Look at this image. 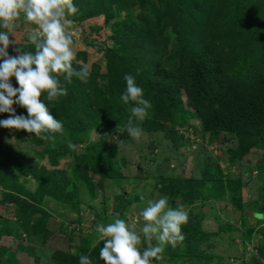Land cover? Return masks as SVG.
I'll return each instance as SVG.
<instances>
[{
    "label": "trees",
    "instance_id": "16d2710c",
    "mask_svg": "<svg viewBox=\"0 0 264 264\" xmlns=\"http://www.w3.org/2000/svg\"><path fill=\"white\" fill-rule=\"evenodd\" d=\"M74 3L79 13L75 21L104 17V23L113 29L109 37L112 45L100 48L103 57L99 60L91 59L87 49L78 50L76 60L90 70L87 82L73 77L68 84L61 77L68 94L51 102L46 100V94L42 96L52 115L62 121L67 137L47 133L51 138L45 141L26 130H16L18 140L29 138L34 145L41 146L38 153L44 164L30 166L1 155L5 162L0 163V186L5 192L0 203L17 206V226L3 218L0 239L5 233L18 235L20 229L34 235L46 234L47 214L39 206L46 195L80 205L78 187L66 192L71 177L66 169L59 167L62 156H74L73 173H77L78 182L89 181L91 168L102 177L114 176L117 164L108 136L118 131L119 125L128 134L125 126L134 106L133 102L125 104L120 99L126 90L125 74L135 77L144 90V98L152 105L147 118L140 123L142 130H166L167 136L176 142V127L196 116L203 132H208L213 140L221 132L235 137L237 145L228 149L230 162L259 151L262 156L257 171L262 180L260 198L264 199V0H74ZM17 42L10 45V55H17L14 49L23 45L27 47L25 51L34 50L28 39ZM74 67L79 65L74 62ZM11 82L19 87L15 77ZM14 108L17 114L27 115L26 108L20 105ZM9 115L0 113V120ZM96 131L100 136L93 140L92 133ZM69 141L77 150L80 145L85 148L82 152L70 149ZM19 174L35 177L37 189L30 192L21 186ZM229 179L219 171L206 170L203 180L214 182L204 191H199L198 183L192 184V179H179L173 199L192 203L195 197H216L230 191L236 209L242 211L243 221L250 208L263 216L257 202L243 205L239 196L245 185L243 181L226 188L224 183ZM38 211L42 216L36 219ZM188 217L182 230L189 234V242H197L189 244L180 257L208 264L212 255L206 254L198 244L211 235L204 223L208 211L200 210ZM253 231V228L245 229V239ZM260 232L264 235V228ZM104 243L92 250L87 245L78 247L77 251L56 250L55 263L79 264V256L83 254L92 263L104 264L99 258ZM263 243L258 256L249 259L248 264H264ZM8 257L11 263L15 252L10 251Z\"/></svg>",
    "mask_w": 264,
    "mask_h": 264
},
{
    "label": "rangeland",
    "instance_id": "374dc122",
    "mask_svg": "<svg viewBox=\"0 0 264 264\" xmlns=\"http://www.w3.org/2000/svg\"><path fill=\"white\" fill-rule=\"evenodd\" d=\"M78 14L77 12L69 17L74 51L87 49L91 59H102L103 51L100 48L112 45L109 37L113 29L104 23V17L84 22L75 21ZM18 24L10 39L26 40L28 32L34 26L22 18ZM95 27L97 29H94ZM187 108L194 111V108ZM167 127L170 128L169 125ZM176 128V142L167 136L166 130H142L139 138H133L126 134L122 127L121 131L109 135L108 144L114 150V160L117 164L112 177H102L91 168L88 173L89 181L78 182L77 173H73L74 156H62L59 167L66 169L71 177L66 192H72L74 187H78L80 205L64 203L56 197L46 195L39 206L47 214V233L34 235L20 229L21 234L18 235L3 234L0 239V264H56L53 255L56 250L77 251L78 247L86 245L92 250L103 242L95 231L97 225L121 218L129 223L136 222L139 229L144 223L139 213L147 206L149 200L161 197L168 199L169 207L183 206L188 216L200 210L208 211L204 223L211 235L198 241L199 247H203L206 254L212 255L208 264H248L249 259L258 256L260 244L264 241V235L260 232L264 228L263 216L257 215L255 210L250 208L246 210L247 218L243 221L242 211L236 209L230 191L216 197H195L192 203H185L179 198L173 199L175 195L172 193L178 180L184 178L192 179L191 183H198L199 191H204L214 182L203 180L205 171H219L227 179L230 178L224 183L226 188L233 187L237 184L236 181H243L245 185L239 196L244 206L246 202L254 201L257 202V209L264 211V199L260 198L262 180L260 181L257 171L261 153L253 151L242 160L230 162L228 149L237 145L233 135L221 132L213 140L208 132H203L196 116ZM16 134V129L0 126V163L5 162V158L1 157L5 155L30 166L44 164V158L38 153L41 146L34 145L29 138L18 140ZM61 135L67 137L64 129ZM99 136L96 131L92 133L91 138L96 140ZM83 148L85 147L80 145L78 150L77 147L74 150L82 152ZM18 176L21 186L30 192L37 189L38 180L35 177L23 174ZM4 192L5 188L0 186V199L3 198ZM14 205L0 203V221L3 218L9 219V222L17 226V206ZM41 216L40 211L35 215L36 219ZM222 228L223 231H219ZM247 228H253L254 231L250 238L245 239L244 230ZM182 233L183 241L175 247L167 245L162 254L163 258L159 261L152 260V264H198L196 261H185L180 257L189 244L197 242H189V234L183 230ZM141 247H144L143 244ZM10 251L15 252L11 263L8 257ZM170 254L176 255V258H170Z\"/></svg>",
    "mask_w": 264,
    "mask_h": 264
},
{
    "label": "clouds",
    "instance_id": "9594fccd",
    "mask_svg": "<svg viewBox=\"0 0 264 264\" xmlns=\"http://www.w3.org/2000/svg\"><path fill=\"white\" fill-rule=\"evenodd\" d=\"M78 12L74 0H0V113H9L0 120V126L26 130L42 140H49L47 133H63V123L52 115L42 99L51 102L68 94V84L76 77L87 82L90 70L76 60L73 34L69 30V17ZM21 18L34 27L28 32V42L34 50L15 48L17 55L9 54V47L17 40L10 39ZM74 62L79 67H74ZM15 77L19 87H14ZM126 90L120 99L133 105L125 126L128 135L139 138L142 123L152 105L144 98V90L131 74H125ZM14 105L27 109V115L17 114ZM120 130V125L118 127ZM68 147L76 146L69 141ZM143 199V197H141ZM264 215V214H262ZM143 225L116 218L107 224L97 225L95 231L105 242L99 250L104 264H152L162 259L167 245L175 247L183 241V226L188 213L183 206L169 207L168 199L149 200L139 213ZM155 241V243H154ZM145 244V247L141 245ZM79 264H92L88 255L79 256Z\"/></svg>",
    "mask_w": 264,
    "mask_h": 264
},
{
    "label": "water",
    "instance_id": "95a60500",
    "mask_svg": "<svg viewBox=\"0 0 264 264\" xmlns=\"http://www.w3.org/2000/svg\"><path fill=\"white\" fill-rule=\"evenodd\" d=\"M263 217H264V215H263Z\"/></svg>",
    "mask_w": 264,
    "mask_h": 264
}]
</instances>
